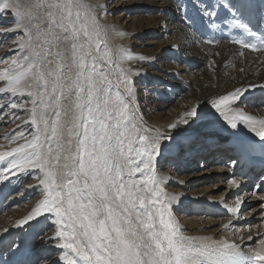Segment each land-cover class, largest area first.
Segmentation results:
<instances>
[{
    "label": "snow or ice",
    "instance_id": "obj_1",
    "mask_svg": "<svg viewBox=\"0 0 264 264\" xmlns=\"http://www.w3.org/2000/svg\"><path fill=\"white\" fill-rule=\"evenodd\" d=\"M101 7L106 11L90 0H0V13H14L13 30L27 34L19 44L26 54L0 69V81L6 83L0 93L31 97V119L25 123L35 125L30 140L21 133L24 143L0 151V161L11 158L6 170L13 175L14 169L41 170L38 179L45 192L18 223L54 213L65 264H264V239L245 251L236 241L181 232L172 211L175 195L163 187L165 178L153 174L162 139L171 137L148 135L150 129L138 127L118 88L113 91L108 69L115 61L99 20ZM234 24L256 35L240 18ZM242 48L264 52V40L259 46L242 43ZM117 54L121 60L133 58L126 49ZM115 66L131 95L126 70ZM254 87H236L211 103L231 128L243 121L264 140V118L234 107ZM197 115L193 107L169 128ZM239 186L240 181H230V187ZM242 203L237 198L231 212L237 213Z\"/></svg>",
    "mask_w": 264,
    "mask_h": 264
},
{
    "label": "bare ground",
    "instance_id": "obj_2",
    "mask_svg": "<svg viewBox=\"0 0 264 264\" xmlns=\"http://www.w3.org/2000/svg\"><path fill=\"white\" fill-rule=\"evenodd\" d=\"M90 2L100 6H105L106 3L104 0H90ZM152 3L153 6L151 10L154 11H151L153 13L152 15L150 12L147 16L144 33L147 35L160 34L161 42L158 43L154 49L156 53H150L144 49L136 52L130 47L134 36L143 34L142 29L135 31L132 30V28L129 29L121 25H115L114 28L112 27L113 29L109 30L106 37L115 61V64L108 69L111 73L109 78L114 84L113 91L115 92L117 88L120 91V80L118 78L116 64H119L122 68L125 67L128 75L132 76L136 74L138 78H141L140 75L142 73L145 75L147 68L158 67V69H163L165 72L162 78L170 77L167 78V84L169 85L170 80L173 82L171 84L172 88L170 89V99L176 97L174 93L181 94L186 90V77L195 79L196 82L192 85V95L184 99L187 103L184 104V106L181 105L175 113L169 114L167 111L163 112L164 116H167V118H155L154 114L153 124L165 135L171 137L170 140L162 139L161 152L166 150L165 156H168V154L173 155V153L177 154V150L180 149L179 154H182L183 158L188 155L184 160L190 159L191 161L199 162L198 164H201V168H210L208 170V175L202 176L203 172L197 175L194 173V176L200 178L189 181L185 185L184 183L183 185L181 184L180 189L176 190L173 187V190L171 187L170 190H173L171 194L175 195V200L172 202V211L175 218L179 216L181 211L186 213L190 211L189 201L193 199L197 207L201 202L213 205L211 208V218H214L212 221H209V223L212 224L217 221L216 217L221 212L218 210L220 204H223L224 208H229L236 204L237 198L241 197L237 196V189L231 193L234 196L233 199H235L233 202H229L231 201L228 200L229 197H226L225 202L218 200V198L224 195V192L219 193L215 197L208 196L207 193L204 194L203 197H200L203 191L208 193L212 192L217 183L223 181V178L226 176V171L223 170L221 165L216 161H218L219 158L221 160V157L226 154L227 156L229 154L237 156L236 159L240 162L242 159H245L242 165L244 170L250 171L249 177L253 172H257L258 174L259 170H262L264 166V140H261L260 137L254 134L257 137L255 139L234 138L232 135L236 136L235 129L229 127L224 129V126H221L224 122L214 124L216 128H214L212 132L204 130L203 126L207 120L216 121L223 118L213 107L211 103L213 99L225 95L236 87L257 85V87L249 88L248 91L244 93L241 97L242 103L234 105V107L241 108L244 106L243 104L248 96L251 95L254 98L261 99V94H264V87H259L260 85H264V52H255L250 49L242 48V43H253L259 46L261 41L264 40V0H157L156 2L152 0ZM233 5L236 7H233ZM237 9H239L238 12ZM98 12H102V16L106 15V11L103 10V7L99 8ZM3 13L8 16V18L14 17L12 11H4ZM212 13H215L213 19L211 18ZM236 18H240L242 22L246 23L248 28L256 33V35H249L244 29L237 28L235 30L233 27L229 35L221 31V29H225V27L231 24ZM99 20L100 23L105 26V23H102L104 21L100 15ZM6 22H9V20H6ZM15 24L16 21L14 20L12 24L4 25L3 29L7 28V30H3L0 33V37H8L9 33L15 28ZM1 28L2 26H0V29ZM20 29H16L15 31L18 33ZM21 34L23 35L26 33L21 32ZM26 39L27 38L21 40V42ZM236 41H240L241 43H237ZM120 49L128 50L133 58L121 60L120 56L117 54ZM241 51L244 53L243 56L239 54ZM53 52H55V48H53ZM25 54L26 50H22L21 48L18 49L17 57H22ZM139 56H144L145 59L141 60L138 58ZM155 56L158 58L161 57V59L157 62V60L154 59ZM164 59H166V63L165 66L162 67L161 64ZM53 63H55L54 57ZM142 64L144 65L143 69L140 66ZM240 69H243V71H240ZM152 74L159 80L158 73L154 72ZM145 78H147V75L144 77V80ZM193 107H197L198 115L196 117L187 118L189 122L187 124H178L176 129L169 128L170 124L176 123L184 118V113L190 111ZM244 112L247 115L254 116L250 114L249 111ZM262 112L263 114L260 117H254L264 118V109ZM195 124H201L202 126H198L196 129H193L195 130L194 132H190L188 127ZM198 128L205 132L197 135V131H199ZM155 135L157 134H152L150 136ZM175 135L180 136L176 139ZM167 136L161 135L162 138ZM183 141L184 144L182 143ZM186 144L187 150L185 151L186 148H183V146ZM187 151L188 154L185 153L183 155V153ZM247 152H249V154ZM163 153L164 151L161 153L162 156H164ZM176 157L177 156H174V159L177 160ZM10 160L11 158L9 161ZM157 160L161 161L160 159ZM231 160H233V158ZM5 161L6 160H4V164L7 167H11L9 161ZM256 161L257 163L255 164ZM1 162L2 161H0V163ZM173 167L171 166L170 175L163 177L165 178L163 183L171 179L182 183L183 179L181 177V172H184L187 166L179 165L178 159L177 170L173 169ZM13 171L17 172L19 169H14ZM198 171L199 170H197V172ZM20 175H22L21 181L25 178L26 174L22 173ZM13 179L18 180L19 175L16 176L15 174ZM230 188L232 187H230L229 184L228 189ZM0 191L1 200L5 192L4 187L1 185ZM262 197H264V195H262ZM38 202L37 200V203ZM33 208L22 211V218L8 227L7 231L4 229L3 234L16 229H20L21 231L26 228L29 222L33 221V223L39 224L41 229L44 230L45 236L33 237L28 244L29 246L27 245L25 248H23L24 246H18L11 252L9 258H3V256H1L3 252L0 253V264H16L21 260V257H24L26 249L33 247H37V251L44 252V257L50 254V258L47 259V257V260L45 259V264L48 261H53L54 263L52 264H65V261L61 257H63L66 250L58 247L62 241L59 238H55L57 231L60 230V226L58 227L55 224V227L54 225H52V227H46L43 222V215L25 224L18 223L20 220L24 219ZM239 211H243V207ZM222 212H226V214L230 216V218L223 220V224L236 215V213L231 212L229 209L227 211L222 210ZM246 213L247 212H245V215H248V213ZM183 217L184 220L178 222L183 235L189 237H194L196 235H199V237L212 236L214 230L204 229V227L200 230L201 222L198 225L195 223L190 225L193 217L187 218L188 214ZM185 222H188V232H184L183 230V224ZM252 233L253 232L247 234L245 238H248ZM218 238L219 237L215 236L214 239L219 240ZM8 244L9 240H5L0 236V252L3 248L7 247ZM241 248L247 251L249 248H253V246H251L250 243H244L241 244Z\"/></svg>",
    "mask_w": 264,
    "mask_h": 264
},
{
    "label": "rangeland",
    "instance_id": "obj_3",
    "mask_svg": "<svg viewBox=\"0 0 264 264\" xmlns=\"http://www.w3.org/2000/svg\"><path fill=\"white\" fill-rule=\"evenodd\" d=\"M104 1H106V15L102 16V12L98 13H100L99 15L103 18L104 22L102 23H105L107 33H109V30L113 29L115 25H121L129 29L132 28V30L135 31H139L140 29H142L143 34L134 36L130 47L136 52H139L140 50L144 49L150 53H156L154 49L156 48L158 43L161 42L160 34L147 35L146 33H144L147 16L151 11H154L151 10V7L153 6L152 0ZM154 1L156 2L157 0ZM152 12L151 15L153 14ZM214 17L213 15H211L212 19ZM6 20H9V22H6ZM13 22L14 17L8 18V16L4 15V13H0V26H2V28L0 29V33L3 30H7V28L3 29L4 25H10ZM26 22L27 21H25V24H27ZM232 27L235 30L238 28L235 26L234 21L228 26H226L225 29H221V31L224 32L226 35H229L230 32H232ZM21 32L25 33L21 28L18 33L13 30L9 33L8 37H0V69L9 67L10 60L17 58L18 49H20L19 44L21 40L27 38V34L22 35ZM154 59L158 62L161 57L158 58L155 56ZM5 61H7L8 64H6ZM165 61L166 59L162 61V67L165 66ZM140 66L142 69L144 68L143 64ZM123 68L125 69V67ZM153 71L158 73L159 80L157 79V77L154 76V74H152L154 73ZM164 73L165 72L163 69H158V67H149L146 69L145 75L144 73H142L140 75L141 78H138L136 74L132 76L128 75L126 71V75H128L131 80V95H128L127 93L128 86H126V84L123 82V77H120L119 73H117L118 78L120 80V93L129 102L130 109L134 113L135 122L137 123L138 127L150 129V131L147 133L148 135L159 134L160 136H167L156 126H154L153 115L155 114V118H167V116H164L163 112L167 111V113L169 114L175 113L181 107V105L184 106V104L187 103V101L184 99L192 95V85L194 82H196L194 78L186 77V90L183 91L181 94L174 93L176 97L170 99V89L172 88L171 84L173 82L172 80H170V83L168 85L167 78L170 77L162 78ZM146 75L147 78H145L144 80V77ZM5 86L6 83L4 81H0V87ZM31 99V97H28L26 95L13 97L11 94L0 93V151H8L12 147H16L18 144L24 143L25 140L19 138L21 133L26 139L29 140L34 135L35 125L25 123L26 121H29L31 119ZM13 102L17 105H20L21 107H17L16 109L11 108L9 105ZM243 105L244 106L241 107L243 111H249L250 114L260 117L263 114L262 111L264 109V94H261V99L254 98L251 95L248 96ZM219 122H224L222 123V125L220 124L222 127L224 126V129L226 127L231 128L227 121H225L223 118H220L216 121L207 120L203 125L204 130L212 132L214 128H216L214 124H219ZM237 124L238 127L235 128L236 136L232 135V137H239L241 139L257 138L254 133L251 132L248 125L245 124L243 121H237ZM198 126L202 125H190L188 129H190V132H194L195 130L193 129H196ZM204 132L205 131H203L202 129H199V131H197V135L203 134ZM178 136L180 135H175L176 139L178 138ZM12 137H17V139L13 141ZM182 143L184 144V141ZM187 144L183 146V148H186L185 151L187 150ZM163 151L164 155L166 150ZM179 153L180 149L177 150V154L173 153L174 156H177V160L174 159V156L172 154L168 153V156H162V154L158 155L155 160V168L153 174H155L157 178L166 177L170 175L169 172L171 170V166H174L173 169L177 170L178 159L179 165L187 166L184 172H181L183 174H181V177L183 179L182 183L172 179L167 180L166 183L169 184L163 183V187L170 194L171 191H173L174 189H180L181 184L183 185L184 183L185 185L189 181L197 180V178H200L198 176H194V173H196L197 175L198 173L203 172L202 176H204L208 175V170L210 169L209 167L205 169L203 167L201 168V164H198L199 162L191 161L190 159L184 160V158L188 155L183 158L182 154ZM185 153L188 154V151L184 152L183 155ZM247 153L249 154V152ZM236 157L237 156H234L233 154H229L228 156L226 154L221 157V160L219 158V160L216 161L219 165H221L223 170L226 171V176L223 178V181H219V183H217L216 187L212 192L208 193L203 191L200 194V197H203L206 193L208 196L215 197L219 193L224 192V195L221 198H218V200H222V202H225L226 197H229L228 200H231L229 202H233L235 199H233L234 196L231 193L237 189V196H241L243 198V203L239 210H241L243 207V211H238L235 216H233L231 219H229L226 223L223 224V220L230 218V216L226 214V212H222V210H230L235 205L230 206L229 208H224V205L220 204L218 206V210H220L221 212L216 217L217 221L210 224L209 221H212L214 218H211V208L213 207V205H208V203L206 202H201V204L197 207L195 205V200L191 199L189 201L190 211L188 213L181 211L176 220L178 222H182L184 220L183 216L188 214L187 218L193 217V220L190 225L193 223L198 225L201 222L200 230L203 227L204 229L214 230L211 236L212 239L217 236L219 237V240L228 239L229 241H236L239 244L250 243L251 246H253L254 248L258 246L259 239H264V200L260 199V197L264 195V166L262 170H259L258 174L257 172H253V174L249 177L250 171L244 170L242 165L245 159H242V161L240 162L236 159ZM232 158L233 160H231ZM9 159L10 158H7L5 162H8ZM157 159H160L161 161H158ZM256 163L257 161L255 162V164ZM7 168L10 167H7L4 164V161H2L0 163V185L4 187L5 192L0 200V236L3 237L5 240H9L8 246L3 248V250L0 252H3L1 255L3 256V258H9L11 252L14 251V249H16L18 246H24L23 248H25V246L29 244L30 240L33 239V237L45 236L43 232L44 230L41 229L39 224L33 223V221L29 222L26 228L22 229L21 231L20 229H16L6 234H3L4 229H8V227L13 225L15 221H18L22 218V211L33 208L34 205L37 204V200L40 201L44 198L45 195L43 187L39 184V179L43 178V173L41 170L34 167H27L24 171L19 170L15 172L16 176L19 175V179L15 180L13 179L15 175H13L12 172L7 171ZM197 170L199 171L197 172ZM22 173L26 174V176L23 180L20 181L22 177V175L20 174ZM232 179L240 181V186L238 188L232 187L228 189V186ZM261 182L263 183L259 185ZM171 187L172 189L174 187V189L170 190ZM245 212H247L248 215H245ZM42 217L44 219L43 222L46 227H52V225H54V227L56 225L58 227L60 226L56 223L57 218H55L56 216H54V213H45ZM187 223L188 222H185L183 224L184 232H188L189 230ZM225 225L228 226L224 227ZM251 232L253 233L250 236H252L254 239L249 241L248 238H245V236ZM257 234H259V236ZM194 237H199V235H196ZM241 237H243V240H241ZM36 251L37 247L27 248L24 257H21V260L18 261L16 264H45L44 261L47 257V259L50 258V254L44 257V252ZM52 263L54 262L48 261L46 264Z\"/></svg>",
    "mask_w": 264,
    "mask_h": 264
}]
</instances>
